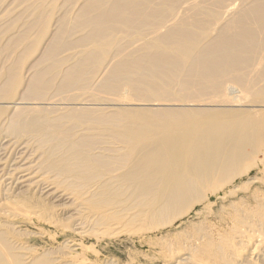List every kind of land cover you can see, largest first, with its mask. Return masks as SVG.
Masks as SVG:
<instances>
[{
  "label": "bare ground",
  "instance_id": "1",
  "mask_svg": "<svg viewBox=\"0 0 264 264\" xmlns=\"http://www.w3.org/2000/svg\"><path fill=\"white\" fill-rule=\"evenodd\" d=\"M1 31L0 264H94L82 241L24 247L17 222L141 239L243 190L229 233L167 257L264 264L257 180L233 189L264 162V0H0Z\"/></svg>",
  "mask_w": 264,
  "mask_h": 264
},
{
  "label": "rangeland",
  "instance_id": "2",
  "mask_svg": "<svg viewBox=\"0 0 264 264\" xmlns=\"http://www.w3.org/2000/svg\"><path fill=\"white\" fill-rule=\"evenodd\" d=\"M67 8L68 7L66 8L63 7L64 9L63 11H61L62 9L60 8H59L60 11L56 10L58 15L55 12L56 15L54 16L53 19L56 20L60 17V15L66 14L67 15L66 19H69L67 21L71 22L72 15L73 14L75 15V12L77 11L75 10L74 7L73 9L69 7L68 8L69 11ZM70 9H72L73 11ZM64 11L65 13H63ZM70 11L73 14H71ZM11 12L14 13L13 11ZM60 12L63 14H61ZM53 19L51 20V22L53 21ZM16 28L17 26H14L15 30ZM12 29L11 31H14ZM2 31L0 37L4 33V32L2 33ZM81 32L82 31H75L72 33V36L74 35L75 38L77 36L79 37ZM76 33H80V34H76ZM77 48L79 47L74 46V49L78 50ZM74 49H72V52H74ZM69 52H71V50ZM256 143H258L257 140ZM260 148H261L260 149L261 152L264 153L263 151L264 145L260 146ZM257 155L258 156H256V158L258 160H256L257 161L256 164L258 163L257 164L258 166L254 167V169H252L251 171L249 170L246 176H243L242 178L235 181L233 184L234 186L233 189L236 190V188L244 186L246 182L257 180V184L250 188L248 194L251 196L252 195L261 196L262 198H264V162L263 164L260 163V160L262 159L260 157L261 154H257ZM64 184H68V182ZM252 198L250 199V203L251 206L255 207L254 200H252ZM247 201L248 198L246 195V190H243L240 193H238L236 198H232V199L227 198V202L225 203L220 202L219 196L214 197L210 200L209 203H204L195 206L194 210H192V212L188 216L160 230L150 231L144 234L143 238L141 239L138 237H134V238L129 237L127 235V232L121 233V231L118 230L120 232L119 233L117 232V229L111 230L110 228L108 232L111 235L108 239L104 238L105 240L100 239L98 241H93L91 237L80 236L77 234L78 231H76L75 229L65 227L58 230L56 229L58 234L56 241H48L46 240V238L43 237L42 233H44V231L46 230L53 231L54 229L47 227L48 223L46 222L43 221L40 223H36L35 221H31V222L25 221L22 223L17 222L15 226L18 227L19 230L25 231V233H23L25 234V236H20L19 237L20 239L18 240L23 244L24 247L34 249L37 252V254H43L44 252L59 249L64 245H72L75 242L82 241L83 245L88 250V253H86L87 256L85 253L82 254V256H84L85 259L87 258V260L85 261L92 262L94 264H106L110 262H113L114 264H172L175 258L167 257L168 248L182 247L181 245L182 240L187 238H196L197 236L204 234L205 233L204 231L211 228L213 235L215 237H217L218 234L229 233V231L231 230L230 216L234 215V207L237 206L239 209H241V207L245 206V202ZM121 204H124V202H121ZM67 205L68 204L63 201L62 207L66 206L64 207L65 209L63 208L65 214L58 216L57 217L58 219H67V217L68 218L72 217L71 215L73 214V211L69 210V206ZM119 207L122 208L123 206L119 205ZM103 210L106 211V208ZM118 212L110 213L109 211V213L111 214L109 215L112 217V213L113 216L116 213L115 215L116 217L118 215ZM119 214L122 215L121 212ZM72 221H70V223L66 221V225L70 226L72 224ZM96 221L97 220L94 221L93 219H89L87 221L88 227L86 226L87 223L85 224L86 229L89 228L92 229L91 228L92 225H93V229L94 228L99 229V221H97L98 225ZM31 223H34L35 226Z\"/></svg>",
  "mask_w": 264,
  "mask_h": 264
}]
</instances>
